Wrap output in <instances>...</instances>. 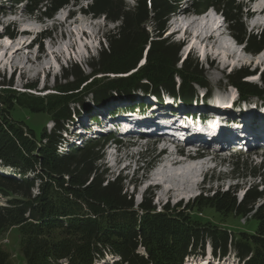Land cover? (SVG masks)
I'll use <instances>...</instances> for the list:
<instances>
[{
    "label": "trees",
    "instance_id": "16d2710c",
    "mask_svg": "<svg viewBox=\"0 0 264 264\" xmlns=\"http://www.w3.org/2000/svg\"><path fill=\"white\" fill-rule=\"evenodd\" d=\"M13 1L25 2L30 15L40 13L50 19L81 0ZM85 1V14L119 23L116 32L106 35L108 45L99 59L89 64L94 74L84 76L75 70L74 80L43 97L5 86L0 89V168L13 172L0 174V196L6 198L0 206V234L18 229L25 264H97L108 255L119 257L109 264H184L187 255L203 252L207 243L214 255H227L231 247L243 264H264V165L248 166L235 158L234 170H249L259 179L242 200L233 191H216L200 195L183 209L179 205L158 211L149 201L137 207L133 196L124 191L122 178L104 176L106 171L98 165L104 139L67 153L60 151L65 126L72 119L70 106L80 96L75 91L84 83L91 81L87 91L95 103L103 104L114 94L129 97L136 90L158 97L163 89L174 94L178 74L184 82L181 99L191 103L194 94L187 82L201 75L198 64L190 59L179 68V47L163 38L177 0H137L133 7L124 0ZM210 8L223 14L232 37L247 46V53L264 51V30L257 35L247 33L236 0H195L192 4L197 15ZM149 22L157 33L153 39L147 30ZM145 51L147 57L140 65ZM101 74L105 77L94 79ZM112 74L123 76L107 78ZM16 106L47 114L54 127L49 132L44 127L37 136L13 119L11 111ZM230 214L242 219L251 216L258 222L256 232L231 234L221 226ZM0 264H13L1 245Z\"/></svg>",
    "mask_w": 264,
    "mask_h": 264
},
{
    "label": "rangeland",
    "instance_id": "374dc122",
    "mask_svg": "<svg viewBox=\"0 0 264 264\" xmlns=\"http://www.w3.org/2000/svg\"><path fill=\"white\" fill-rule=\"evenodd\" d=\"M124 2L128 6L133 7L136 0H124ZM179 2L182 5V10L185 8L191 10L190 1L187 3L186 0H180ZM236 2L242 7V22L247 33L255 35L260 33L264 25V13L258 15L260 12L258 14L256 12L259 11V8H264V0H236ZM87 3V1L81 0L78 5L70 4L49 19L40 13L30 15L24 3H16L13 0H0V89L5 86V88L10 87V89L21 93L30 92L43 97L56 93L54 90L56 86L74 80L73 73L75 70L80 69L84 76L94 74V69L89 64L99 59L101 51L106 49L108 45L106 35L116 32L119 23H111L104 17L96 18L85 14L82 9H86ZM185 12L188 13L185 14ZM247 13L249 17H247ZM212 15L215 17L217 24H219L221 31L226 33L232 42L238 46V51L235 53L219 47L214 42H212L211 46L206 47L193 37L188 38V40H182L183 32L188 28L185 26L186 20H197L205 16L195 17L190 15L188 10H185L184 13L177 11L175 15L170 16L166 25V32L163 34V38L168 43H175L179 47V68L184 65L186 59H190L193 65L198 64V70L201 73L200 77L196 81L187 82V87L194 94L191 103H184L181 99L184 82L178 74L174 78L175 93L171 94L163 89L160 97H155L151 93L148 94L142 90H136L129 97L114 94L105 103L97 104L94 102L90 91L88 92L86 89L87 83L91 81L84 83L79 91H75L80 96L77 102L70 106L73 114L72 119L65 126L67 127V132L62 135V138L65 139V141H61L60 151L62 153L72 151L74 146L77 148L81 147L85 141L93 142L108 136L109 132H112L111 129H108L109 124H135L152 120L147 117L139 118L132 114L113 118L118 112L129 107H133V112L138 115H149L153 109V112H156L158 116L157 120L164 117L160 114L158 115V112L168 111L172 113L175 111L180 113L189 111L190 115L187 116V120L182 125L180 122L183 120L182 115L177 119H174V117L168 118L171 121L167 123L160 122L159 125L163 131L176 130L174 128L180 130L182 127L190 128L193 136H203L213 140H223V138H229L231 135L236 137V135L240 134L248 138L256 137L257 140H252V143H258L253 146L257 150L253 152L254 155H244L245 152H242V155H231L227 157L221 167L218 166L214 170L208 165V172L198 178V181H202L203 184L199 188L197 187L195 192L188 198L181 201H159L160 190L149 191L146 189L147 178L155 174L157 170H160L162 166L161 163L164 156H159L160 146L146 145L142 147L146 155L144 159H140L135 154L139 147L132 146V144H120L118 156L113 157L109 156L111 148L108 149V145H111L113 140L108 138L101 145L102 158L98 165L102 170L106 171L104 176L107 179L122 178L124 191L128 195L133 196L137 207L143 201H149L158 211L165 209L167 206L173 208L179 205L183 209L188 204L193 203L200 195L211 196L216 191H233L236 193L237 198L240 199L247 188L259 183V179L250 175L249 170L242 168L234 170L233 164L235 158H239L242 162H247L248 166L259 167L264 164V93H261L262 91L264 92V59L260 61L258 60L259 54L252 55L247 53V46L239 44L232 37L233 32L230 31L228 23L225 26H221L220 16ZM172 22H175V24L172 25ZM175 26L179 27L180 33L171 36L170 32ZM147 27L153 39V36L157 34L155 33L154 23L149 22ZM193 30L196 31L194 28ZM6 34L13 35V37L5 36ZM45 34L48 35L46 38ZM4 44L11 45V47L6 48ZM146 52L143 54L145 59L147 57ZM209 52L214 54L215 60L212 56L208 59L204 58V55ZM241 55L245 58L244 62L238 61ZM184 58L185 60L183 61ZM249 60H251L250 63H248ZM220 62L222 65H220ZM143 63L140 62L141 65ZM118 76L122 77L123 75L112 74L107 78L113 79ZM100 77H105V75H96L94 79ZM242 84L244 86H241ZM30 85H35L34 91L27 89ZM241 87L252 88L253 91L245 92ZM163 106L165 108H162ZM11 114L13 119L34 130L37 136L40 135L44 127L48 132L54 127L49 116L44 113L35 114L28 109L16 106L11 111ZM206 114H213L216 119L221 121L229 119L233 124L236 122V126H221V128L215 120L208 124L207 129H204L205 127L202 128L203 126L199 124L198 127H192L194 121L200 118H203V123L206 124L205 122L208 119L203 117ZM221 114L229 118H222ZM172 120L175 121V124H171ZM114 130L116 131V129ZM136 134L142 137L155 135L151 133L139 134L137 130L132 128H125L118 133V135ZM258 138H263V141L259 143L260 139L258 140ZM207 153L212 154L213 152ZM187 157L189 156L184 153L180 155V158ZM190 157L193 156L191 155ZM216 163L219 164V162ZM127 164L130 165V168L123 170V167ZM135 169H137V179L142 180L132 179L135 175ZM0 174L9 176L13 172L10 170L3 171L0 168ZM30 178H33V176H30ZM4 204H6V198L0 196V206ZM247 217L242 219L240 216L230 214L224 219L221 226L234 236L242 232L254 234L257 230L258 222L251 219L250 216ZM0 245L10 254L13 264H25L24 257L20 251V233L17 228L1 233ZM209 249L207 243L203 252L198 251L196 253L195 257L202 254H204L203 256L206 255L201 259L198 258L199 260H195L198 261L197 264L200 262L202 264L205 262L206 264H210V262H213V264H237V261L234 260L236 258L234 257L233 249L229 248L225 260H222L223 258L219 260L218 256L213 259L210 251H208ZM110 260L112 261L113 259ZM187 264L190 263L187 262Z\"/></svg>",
    "mask_w": 264,
    "mask_h": 264
},
{
    "label": "bare ground",
    "instance_id": "6f19581e",
    "mask_svg": "<svg viewBox=\"0 0 264 264\" xmlns=\"http://www.w3.org/2000/svg\"><path fill=\"white\" fill-rule=\"evenodd\" d=\"M260 9L261 8H259V11L256 12L257 14L260 12ZM187 13L188 12H185V14ZM204 15H205L204 17L197 20H189V19L186 20L185 26L188 28H186L185 31L183 32L182 40H188V38L193 37L196 41H198L200 44L205 45L206 47L211 46L212 42H214L215 44H218L219 47L224 48L228 51L230 50L234 53L238 51V46L236 45V43H233L232 40L229 38V36L223 31H221V28L219 27V24H217L215 17L211 13H206ZM174 24L175 22H172V25ZM193 28L196 29V31H194ZM170 33L171 36L177 35L178 33H180L179 27L175 26ZM4 46L6 48L11 47V45L8 44H4ZM259 55L260 56H258L259 57L258 60L262 61V59H264V51ZM210 56H212V58H214L215 60L214 54L211 52L205 54L204 58L208 59ZM238 61L244 62L245 61L244 56L242 55L239 56ZM250 61L251 60H249L248 63H250ZM220 65H222L221 62ZM162 108L165 107L163 106ZM153 111L154 110L152 109V112L150 113L152 117H155L156 112ZM188 112L189 111L176 113L174 111L170 113L168 111H164V112H158L157 114L164 116L163 118L166 120V123L171 121L168 118L174 117V119H177L179 118L180 115H182L183 120L180 121L182 125L184 124L185 120H187V116L190 115V113ZM203 117L204 118L206 117L208 119L207 122H205L206 124L203 123L202 120L203 118L199 117L200 119L194 121L192 127H198L199 125H201L203 126L202 128L205 127L204 129H207L208 124L215 120L218 126L220 127L236 126V122L233 124L229 119L225 121H221L220 119H216V117L213 114L211 115L206 114L203 115ZM221 117L229 118L222 116V114ZM171 124H175V121L172 120ZM184 129L185 131L190 130V128L188 129L184 127L180 128L181 131L179 132V135L181 136L182 139L188 136V134H185ZM143 141H146V139L143 138ZM187 148H193V146H188ZM161 155L164 156V158L162 159V163H161L162 166L160 170H157L155 174L148 177L146 180L147 190L153 191L154 189H158L161 191V193L158 195L159 201L184 200L188 198L192 193H194L197 187L199 188L203 184L202 181L200 182L198 181V178L200 175H204L206 174V172H208L207 166L210 164L209 160H204L205 157L200 158L201 160L194 159L193 157L190 156L187 158H180V155H182L180 150L177 152H170L167 147L162 148L161 152L159 153V156ZM129 168L130 165L127 164L123 167V170H128ZM136 173H137V169H135V175L132 179L142 180V179H137Z\"/></svg>",
    "mask_w": 264,
    "mask_h": 264
}]
</instances>
